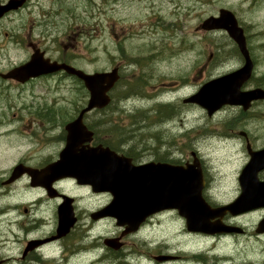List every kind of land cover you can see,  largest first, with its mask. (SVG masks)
<instances>
[{
  "label": "flooded vegetation",
  "instance_id": "obj_1",
  "mask_svg": "<svg viewBox=\"0 0 264 264\" xmlns=\"http://www.w3.org/2000/svg\"><path fill=\"white\" fill-rule=\"evenodd\" d=\"M7 17L8 14L1 19ZM39 25L36 31L24 26L9 31L0 27V50L1 45L3 48V44H8L4 51H18L9 58L5 52L0 54V226H10L9 234L16 244V253L11 254L7 249L10 247L8 232L1 231L0 227V264H132L130 258L138 256H144L148 262L162 264V260L157 258L162 256V236H158L153 229V226H161L162 211L145 217L136 231L125 233L124 226L132 225H119L115 217L100 213L112 201L110 192L97 190L88 181L78 183L75 178L52 170V167L61 164L68 139L67 127L86 106L87 90L77 76L68 74L64 69L32 73L23 67L36 56L42 66L58 62L85 70V27L79 22L71 31L67 22L52 20H43ZM250 53L254 71L242 88H264V80L254 74L257 62L251 50ZM124 107L126 110L117 111L116 115L126 116V123L137 127L136 131L149 127L150 123L145 121L149 112L141 114ZM225 109L236 110L239 114L237 122L243 125L233 126L229 131L213 132L212 136L217 138L215 141L221 145H233L234 150L232 158L227 157L219 163H211L200 149L193 147L188 149V154L177 157V149L165 151L162 156V146L168 145L162 142L154 147L140 143L106 144L104 126L110 123L128 124H122L116 115L110 120L109 115L113 112L104 117L103 110L84 114L82 122L92 135L90 141H82L77 149L98 147L101 158L102 148L110 147L118 156L129 158L133 164L152 160L182 166L194 163L196 168L200 167L204 180L203 197L215 207L222 204L217 198L223 192L232 195L233 199L240 195L242 185L239 179L252 153L264 157V124L253 125L257 120L264 123V98L251 101L247 108L226 105L217 113ZM135 116L139 118L138 125L133 120ZM221 149L229 151L228 146ZM78 154V151H73V158ZM217 176L220 181H217ZM256 177L264 181V167L256 171ZM228 183L232 186L225 189L223 185ZM103 195L107 196L105 203ZM61 206L68 207V212L72 210L74 222L67 232L58 236ZM257 211L264 216V208L236 217L225 213L222 222L225 225L247 226L241 217ZM107 224L109 226H105ZM66 225L67 221L63 226ZM244 232L247 233L246 228ZM212 237L220 238L222 235ZM109 238L118 240H112L107 245ZM170 256V260L179 257Z\"/></svg>",
  "mask_w": 264,
  "mask_h": 264
},
{
  "label": "rangeland",
  "instance_id": "obj_2",
  "mask_svg": "<svg viewBox=\"0 0 264 264\" xmlns=\"http://www.w3.org/2000/svg\"><path fill=\"white\" fill-rule=\"evenodd\" d=\"M221 7L233 10L245 28L249 48L257 62L254 74L264 80V0H30L23 8L1 19L0 27L9 31L24 26L36 31L43 20L64 21L69 25L72 16L67 11H72L75 20L83 18L81 25L86 28L87 35L91 31L92 36L86 51L91 60L84 67L111 69L119 63L123 65V81L134 83L144 77V90L129 94L132 97L122 104L133 112H149L145 121L150 125L136 131L137 127L126 123V116L116 115L122 124L129 125H122L127 143L151 147L167 143L162 146V156L170 149H177L175 156L180 157L188 154L190 147L198 148L215 164L232 158L234 150L233 145L215 141L213 132L242 126L237 122L239 114L236 110L225 109L209 117L202 107L185 104L183 99L195 93L205 81L243 62L235 51V43L224 31L209 32L199 28L205 18L218 13ZM56 10L58 13H54ZM6 46L8 44H3V48L1 45L0 54L5 52L7 58L18 54L14 49L4 51ZM139 57H143V61L137 63ZM125 88L126 85L118 90ZM128 90L132 91L130 87ZM114 95L119 101L126 94ZM157 103L171 106L174 112L171 120L156 122L160 117V113L154 111ZM133 120L139 124L138 117ZM262 121H254L253 125L262 126ZM133 130L136 132L129 133ZM118 135L115 142L120 141ZM223 146H228L229 151L221 149ZM228 167L230 169L231 165ZM220 180L217 176V181ZM231 186L230 183L223 185L225 189ZM106 197L103 195L104 203ZM232 199L233 196L225 192L217 198L221 203ZM261 217L260 211L241 217L249 229L246 235L214 238L189 235L184 220L174 211L166 212L162 214L161 226H153V229L162 236V254H180L181 259L162 264H203L197 262L195 255L203 258L206 264H264V235L257 237L254 232ZM0 227L1 231L7 230L10 245L7 249L15 254L16 244L9 234L10 226ZM135 261V264H145L141 256Z\"/></svg>",
  "mask_w": 264,
  "mask_h": 264
},
{
  "label": "water",
  "instance_id": "obj_3",
  "mask_svg": "<svg viewBox=\"0 0 264 264\" xmlns=\"http://www.w3.org/2000/svg\"><path fill=\"white\" fill-rule=\"evenodd\" d=\"M26 0H9L0 5V17L6 12L17 9ZM201 28L204 30L226 29L236 41L245 57V64L230 73L214 78L204 83L199 91L186 98L185 102L197 103L205 108L211 116L223 105H243L249 107L254 99L264 97V89L256 88L242 91V85L252 74L253 62L246 44L244 30L239 26L234 13L228 9H220L219 16L206 18ZM57 64V63H56ZM64 67L68 72L81 77L90 92L88 105L81 111L78 119L68 125V139L61 164L53 169L64 175L75 177L80 183L89 182L97 190L109 191L113 195L112 202L106 206L101 214L112 215L119 224H128L129 230H135L138 224L149 214L160 210L177 209L179 214L186 218L190 231L209 234L242 231L241 227L223 226L220 221L211 222L210 219L222 216V213L231 211L238 214L256 207L264 206V182L255 179V173L264 165V157L258 153L252 154L240 176L242 194L232 203L212 208L202 196L204 186L200 167L195 164L176 166L165 162L151 161L142 165L131 164L130 159L119 157L108 147L77 149L82 141H89L92 133L82 123V116L93 108H102L110 101L108 92L120 78L119 68L87 74L70 65L57 64L56 67L42 66L41 62L33 57L32 61L23 67L27 71H54ZM73 151L78 155L73 158ZM99 155V157H98ZM64 159H67L66 161ZM254 174H250V172ZM59 235L65 233L74 219L72 210L68 212L64 206L60 207ZM69 216L71 220L69 221ZM68 226H62L66 223ZM258 233L264 232V219L257 226ZM166 257H162V260Z\"/></svg>",
  "mask_w": 264,
  "mask_h": 264
},
{
  "label": "trees",
  "instance_id": "obj_4",
  "mask_svg": "<svg viewBox=\"0 0 264 264\" xmlns=\"http://www.w3.org/2000/svg\"><path fill=\"white\" fill-rule=\"evenodd\" d=\"M141 61H143V57H139V60L136 61V62L139 63ZM140 64H142V63H140ZM143 80H144V77L142 76L141 80H138V81L136 80L134 83H130L128 81H123V78H122V81L118 83L117 89L114 90V93L116 94L118 92H123V93H125L127 95L129 93H134L135 91H138L140 89L144 90L143 87H142ZM131 84H134V87ZM125 85L127 86V88H125L123 91L118 90L119 87L123 88ZM128 87H130V89L133 92L132 91L129 92ZM154 111L160 113V117L162 116V119H163L164 115H165V117H169V116H173L174 115V112H173V110H172V108H171V106L169 104L157 103V107L154 109ZM133 132H136V131L133 130V131H130L129 133H133ZM119 133H120V135L123 136V134H124L123 128L119 129ZM104 142L106 144H112V141L104 140Z\"/></svg>",
  "mask_w": 264,
  "mask_h": 264
},
{
  "label": "bare ground",
  "instance_id": "obj_5",
  "mask_svg": "<svg viewBox=\"0 0 264 264\" xmlns=\"http://www.w3.org/2000/svg\"><path fill=\"white\" fill-rule=\"evenodd\" d=\"M185 259V258H184Z\"/></svg>",
  "mask_w": 264,
  "mask_h": 264
}]
</instances>
